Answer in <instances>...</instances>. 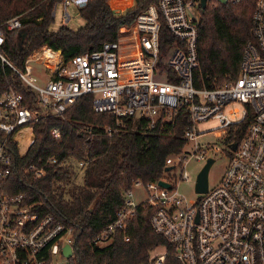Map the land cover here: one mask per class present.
Listing matches in <instances>:
<instances>
[{
	"label": "built area",
	"instance_id": "2783aa9c",
	"mask_svg": "<svg viewBox=\"0 0 264 264\" xmlns=\"http://www.w3.org/2000/svg\"><path fill=\"white\" fill-rule=\"evenodd\" d=\"M89 0H62V22L70 20L66 9L86 7ZM253 1L251 39L246 43L236 79L210 88L194 85L198 68V26L203 12L224 6L219 0H158L149 4L127 28L123 41L104 43L97 51L84 53L65 62L59 51L42 47L34 57L24 62L20 70L10 65L3 54L4 31H20V16L0 26V61L7 64L35 97V104L25 102L21 93L8 90L0 94V264H72L75 255L71 226L56 221L52 215L32 212L25 194L7 191L14 160L13 144L23 157L33 142V125L46 117L60 118L80 98L91 96L94 113L113 117L111 131H126L129 122L144 120L150 127L160 121H172L180 111L186 118L181 153L170 172L157 181H136L123 197V205L115 220L95 238L93 244L105 247L115 232L126 228L136 209L152 210L149 223L153 232L164 238L174 250L179 264H264V0H226L232 5ZM56 7V6H55ZM55 11V10H54ZM55 16V12H53ZM164 30L170 43L160 48V33ZM166 48L172 53L166 63L159 57ZM45 61L53 64L47 67ZM42 65L45 77L41 84L33 76L31 64ZM161 80H157L159 78ZM232 104L243 109L229 114L224 110ZM216 120L218 127L201 131L198 124ZM249 122L239 143L235 137L241 124ZM30 131V142L20 149L22 132ZM216 130L214 143H199V139ZM85 135L92 137L90 129ZM50 134L60 139L54 128ZM236 145L235 150L232 146ZM224 154L228 163L224 174L206 193L198 194L188 204L176 189V182L189 181L186 164L194 159L204 162L213 155ZM54 157L44 164H56ZM85 161L76 163L80 170ZM212 166V165H211ZM204 167V166H203ZM179 170V175L174 174ZM201 171V170H200ZM32 179L45 175V168L34 164L24 168ZM199 174V173H198ZM164 182L169 188L159 185ZM144 190L145 197L134 202V191ZM71 248L70 257L63 249ZM160 248V247H159ZM152 252L149 262L163 264L166 249ZM152 254V255H151Z\"/></svg>",
	"mask_w": 264,
	"mask_h": 264
},
{
	"label": "trees",
	"instance_id": "16d2710c",
	"mask_svg": "<svg viewBox=\"0 0 264 264\" xmlns=\"http://www.w3.org/2000/svg\"><path fill=\"white\" fill-rule=\"evenodd\" d=\"M62 0H0V26L20 16L26 32L24 49L17 46L18 31H4L3 54L13 67L23 70L29 53L48 47L61 51L63 60L97 51L104 43L114 42L122 28H128L134 18L149 4L158 0H89L79 15L84 25L76 30L61 26L51 30L55 6ZM253 1L228 3L206 9L198 26V68L194 72L197 88H210L236 79L246 43L251 39ZM2 30H5L1 26ZM170 43L164 30L160 33V48ZM22 94L26 103L35 104L33 93L25 87L13 70L0 61V94L8 90ZM93 98L84 96L60 118L46 117L33 125L34 139L27 153L19 157L13 144L14 160L6 185L12 194L24 193L32 212L52 215L56 221L74 229L75 255L72 264H152L149 254L164 247L163 264H179L167 241L155 234L149 219L152 210L137 208L125 229L112 236L105 247L93 244L101 231L115 220L123 205V197L136 181L149 183L164 177L167 160L181 153L186 118L178 112L170 122L158 121L150 127L144 120L128 124L126 131H111L115 122L108 114L94 113ZM241 124L235 137L239 143L248 125ZM58 129L60 139L51 136ZM90 129L92 137L85 135ZM54 157L56 164L46 165ZM79 161L82 182L69 192L62 185L69 184ZM34 164L45 168V175L32 179L24 168Z\"/></svg>",
	"mask_w": 264,
	"mask_h": 264
},
{
	"label": "rangeland",
	"instance_id": "374dc122",
	"mask_svg": "<svg viewBox=\"0 0 264 264\" xmlns=\"http://www.w3.org/2000/svg\"><path fill=\"white\" fill-rule=\"evenodd\" d=\"M79 9L75 6H69L66 9V12L69 14L70 16V20L66 23L62 22V16L64 13V9L63 6L59 3L56 5L55 7V19L53 24L51 25V30L52 31H57L61 26L65 25L68 28L72 29V30H76L79 27L84 25V21L83 19L80 17L79 15ZM126 30L127 28H122L120 30V34H119V38L121 39V41L125 42L123 39V36L126 35ZM17 38V46L19 48V50L24 49L23 47V42L24 39L22 40L21 37H18V35L16 36ZM41 48L39 49H35L34 51H32L31 53H29L28 57H34L35 54H37L39 52ZM172 53V49L171 48H166L162 54L159 57V61L161 63H166L170 57ZM26 58V59H27ZM47 67H49L50 65H46ZM32 67V73L33 76L37 79V83L41 84L42 79H44L45 77V68L42 65H37L32 63L31 64ZM157 80H161L160 77L156 78ZM238 110V118L241 114V111L243 109L242 105L240 104H232L231 106L227 107L224 110V114L227 115V117L231 120H235L237 119L236 117H233L229 114V112L231 110ZM218 122L216 120H210L207 122H202L200 124H198L197 128L201 131H206V130H210V129H216L218 127ZM217 133L216 130L212 131L211 133H209L208 135L201 137L199 139V143H214L217 147L218 150L223 149L224 143L222 140H218L215 137V134ZM23 150V149H22ZM214 158V163L212 164V166L209 169L208 172V185L209 187H213L215 186L219 179L222 177V175L224 174V171L226 169L227 163H228V158L224 155V154H216L213 155ZM167 162L169 164H173V162H175L174 159L169 158L167 160ZM204 166V162H197L194 159L190 160L185 167L186 172L189 175V181L185 182V181H178L176 182V189L177 192L183 196L188 204H193L197 195H195L194 189H195V181H196V177L198 175V173L200 172V170L203 168ZM167 167H171V166H167ZM72 168L75 171V174L72 178V180L70 181L69 184L66 185H62L63 188L66 190V192H69L74 186L80 185L82 182V170L78 169L74 164H72ZM174 174L176 176L179 175V170H175ZM134 202L138 203L139 201L143 200L145 197V193L144 190H135L134 191ZM98 247L102 248L103 246L99 245ZM155 252L159 253L160 251H162V248H156L154 249ZM154 250L152 252H154ZM150 252V253H152ZM150 255V254H149ZM152 255V254H151Z\"/></svg>",
	"mask_w": 264,
	"mask_h": 264
},
{
	"label": "water",
	"instance_id": "95a60500",
	"mask_svg": "<svg viewBox=\"0 0 264 264\" xmlns=\"http://www.w3.org/2000/svg\"><path fill=\"white\" fill-rule=\"evenodd\" d=\"M219 1L223 5L226 4V0H219ZM201 5L204 8L205 0H201ZM25 36H26V32L24 30H20L18 32V37H21L22 40L25 38ZM59 52H60V54H62L61 51H59ZM235 148H236V145H233L232 146V149L235 150ZM212 164H213V159H209L207 161V163L204 165V167L201 169V171L199 172V174L197 175L196 181H195V191H196V193H198V194L206 193L207 187H208V172H209V169H210V167H211ZM172 169H173V167H165L164 172L165 173L170 172ZM159 185L161 187H164V188H169V185L166 184V183H164V182H159ZM63 253H64V255L66 257H70V255H71V248L69 246H66L63 249Z\"/></svg>",
	"mask_w": 264,
	"mask_h": 264
},
{
	"label": "bare ground",
	"instance_id": "6f19581e",
	"mask_svg": "<svg viewBox=\"0 0 264 264\" xmlns=\"http://www.w3.org/2000/svg\"><path fill=\"white\" fill-rule=\"evenodd\" d=\"M46 65H50L49 67L52 68L53 64H50L48 61H45ZM53 69V68H52ZM30 131L29 130H25L22 132V138L20 140V149L22 150L23 148H25L29 142H30Z\"/></svg>",
	"mask_w": 264,
	"mask_h": 264
},
{
	"label": "crops",
	"instance_id": "0c3cea01",
	"mask_svg": "<svg viewBox=\"0 0 264 264\" xmlns=\"http://www.w3.org/2000/svg\"><path fill=\"white\" fill-rule=\"evenodd\" d=\"M54 17H55V16H54ZM23 149L25 150V148H23ZM24 150H23V151H24Z\"/></svg>",
	"mask_w": 264,
	"mask_h": 264
}]
</instances>
